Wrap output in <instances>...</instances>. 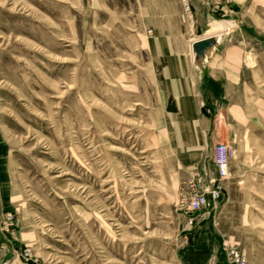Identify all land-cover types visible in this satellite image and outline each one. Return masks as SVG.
<instances>
[{
    "label": "rangeland",
    "instance_id": "1",
    "mask_svg": "<svg viewBox=\"0 0 264 264\" xmlns=\"http://www.w3.org/2000/svg\"><path fill=\"white\" fill-rule=\"evenodd\" d=\"M186 2L184 29L242 50L223 180L214 154L184 168L160 113L136 27L164 0H0V264H264V0Z\"/></svg>",
    "mask_w": 264,
    "mask_h": 264
},
{
    "label": "crops",
    "instance_id": "2",
    "mask_svg": "<svg viewBox=\"0 0 264 264\" xmlns=\"http://www.w3.org/2000/svg\"><path fill=\"white\" fill-rule=\"evenodd\" d=\"M164 1V23H156L150 8H145L136 35L141 38L140 49L150 54L152 66L159 71L160 113L166 118V131L179 151L181 164L192 173L209 159L208 164L213 167L214 147L225 136L223 129L217 128L218 116L225 105L223 101L234 98L232 94L240 84L242 50L225 44L221 38L206 66L198 68L193 61L192 44L211 30L204 33L200 24L196 31L184 29L180 11L175 8L176 0ZM170 3L172 15L167 9ZM203 4L209 5V2ZM205 10L210 17L216 14L214 10ZM219 23L215 21L212 26ZM144 27L154 28L155 35L148 37L147 33H141L140 28ZM228 110L233 115L237 106L228 104Z\"/></svg>",
    "mask_w": 264,
    "mask_h": 264
},
{
    "label": "built area",
    "instance_id": "3",
    "mask_svg": "<svg viewBox=\"0 0 264 264\" xmlns=\"http://www.w3.org/2000/svg\"><path fill=\"white\" fill-rule=\"evenodd\" d=\"M184 3L187 5L186 0H183ZM188 6V5H187ZM187 9H190L189 6ZM231 156V148L224 143H218L214 147V165H215V175L217 179L223 180L228 175V160ZM221 191L220 188L218 191H216V195H220ZM198 198L192 200L190 202V209L194 211L195 213L202 212L203 210L207 209L209 206L208 199L203 194H198ZM237 259V262H241V257L239 253L235 254V257Z\"/></svg>",
    "mask_w": 264,
    "mask_h": 264
},
{
    "label": "water",
    "instance_id": "4",
    "mask_svg": "<svg viewBox=\"0 0 264 264\" xmlns=\"http://www.w3.org/2000/svg\"><path fill=\"white\" fill-rule=\"evenodd\" d=\"M222 35H214L194 41L192 44V55L194 64L198 68H204L212 54L219 46Z\"/></svg>",
    "mask_w": 264,
    "mask_h": 264
},
{
    "label": "bare ground",
    "instance_id": "5",
    "mask_svg": "<svg viewBox=\"0 0 264 264\" xmlns=\"http://www.w3.org/2000/svg\"><path fill=\"white\" fill-rule=\"evenodd\" d=\"M217 25H220V26H214V30H212L206 37H210V36H214V35H222L223 32L230 30V29L224 30V25H222L220 23ZM203 38H205V37H203Z\"/></svg>",
    "mask_w": 264,
    "mask_h": 264
}]
</instances>
